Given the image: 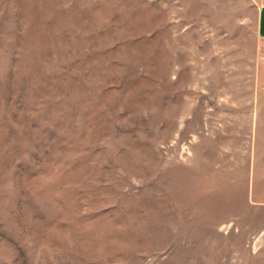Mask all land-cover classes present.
Returning a JSON list of instances; mask_svg holds the SVG:
<instances>
[{
  "label": "rangeland",
  "instance_id": "374dc122",
  "mask_svg": "<svg viewBox=\"0 0 264 264\" xmlns=\"http://www.w3.org/2000/svg\"><path fill=\"white\" fill-rule=\"evenodd\" d=\"M258 0H0V264H264Z\"/></svg>",
  "mask_w": 264,
  "mask_h": 264
},
{
  "label": "crops",
  "instance_id": "0c3cea01",
  "mask_svg": "<svg viewBox=\"0 0 264 264\" xmlns=\"http://www.w3.org/2000/svg\"><path fill=\"white\" fill-rule=\"evenodd\" d=\"M259 1L258 33L264 48V0Z\"/></svg>",
  "mask_w": 264,
  "mask_h": 264
}]
</instances>
